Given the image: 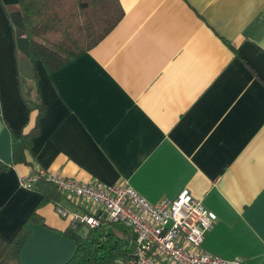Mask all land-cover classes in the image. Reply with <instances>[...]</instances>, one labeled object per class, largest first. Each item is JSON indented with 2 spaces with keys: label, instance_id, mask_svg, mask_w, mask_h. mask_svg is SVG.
Listing matches in <instances>:
<instances>
[{
  "label": "crops",
  "instance_id": "obj_1",
  "mask_svg": "<svg viewBox=\"0 0 264 264\" xmlns=\"http://www.w3.org/2000/svg\"><path fill=\"white\" fill-rule=\"evenodd\" d=\"M120 2L124 17L98 45L52 72L36 60L30 78L17 9L0 0V161L11 163L13 136L36 128L25 161L0 171V237L28 221L20 264L76 254L70 221L53 203L37 208L40 192L21 184L45 170L127 181L152 203L187 189L218 216L207 252L264 264V0ZM58 202L72 207L62 194ZM96 233L124 248L134 237Z\"/></svg>",
  "mask_w": 264,
  "mask_h": 264
},
{
  "label": "built area",
  "instance_id": "obj_2",
  "mask_svg": "<svg viewBox=\"0 0 264 264\" xmlns=\"http://www.w3.org/2000/svg\"><path fill=\"white\" fill-rule=\"evenodd\" d=\"M40 178L54 184L72 205L57 202L55 210L74 230L117 223L128 226L134 237L129 256L120 264H247L240 257L225 259L205 250L204 241L218 216L187 189L174 199L152 203L127 181L83 182L38 170L22 178L21 184L33 189Z\"/></svg>",
  "mask_w": 264,
  "mask_h": 264
},
{
  "label": "trees",
  "instance_id": "obj_3",
  "mask_svg": "<svg viewBox=\"0 0 264 264\" xmlns=\"http://www.w3.org/2000/svg\"><path fill=\"white\" fill-rule=\"evenodd\" d=\"M15 7L22 15L25 33L31 42V64L40 60L51 72L89 52L125 15L120 0H19ZM35 107L39 117L42 108L40 104ZM35 131L36 128L13 136V159L9 164L0 161V171L25 161L30 137ZM34 188L41 194L37 208L48 203L56 205L61 199L59 189L44 178L38 179ZM37 219L35 210L28 220ZM97 230L99 228L91 229L87 235H80L70 227L65 230L78 245L76 254L65 264H110L127 259L131 249L124 248L123 241L113 244L111 239H106L109 235L97 237ZM29 232L26 221L12 240L0 237V264H20V250Z\"/></svg>",
  "mask_w": 264,
  "mask_h": 264
},
{
  "label": "water",
  "instance_id": "obj_4",
  "mask_svg": "<svg viewBox=\"0 0 264 264\" xmlns=\"http://www.w3.org/2000/svg\"><path fill=\"white\" fill-rule=\"evenodd\" d=\"M7 5H16L19 3V0H3ZM12 20L17 31V45L22 52V57L20 61L21 72L30 78L34 77V68L30 62L32 56L30 47L31 42L28 36L26 35V25L23 21L22 15L19 12L12 13Z\"/></svg>",
  "mask_w": 264,
  "mask_h": 264
},
{
  "label": "rangeland",
  "instance_id": "obj_5",
  "mask_svg": "<svg viewBox=\"0 0 264 264\" xmlns=\"http://www.w3.org/2000/svg\"><path fill=\"white\" fill-rule=\"evenodd\" d=\"M105 227H107L110 231L117 230L118 232H123L124 230L128 229V226L124 223H117V224H106Z\"/></svg>",
  "mask_w": 264,
  "mask_h": 264
}]
</instances>
